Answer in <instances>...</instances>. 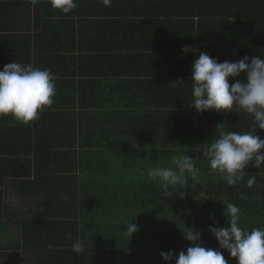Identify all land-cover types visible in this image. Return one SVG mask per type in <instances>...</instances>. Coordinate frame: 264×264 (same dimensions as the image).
<instances>
[{
    "label": "trees",
    "instance_id": "trees-1",
    "mask_svg": "<svg viewBox=\"0 0 264 264\" xmlns=\"http://www.w3.org/2000/svg\"><path fill=\"white\" fill-rule=\"evenodd\" d=\"M76 2V9L59 16L91 9V20L80 22V44L89 38L93 59L109 64L102 77L122 80L110 102L96 101L101 109L111 107L110 122L80 130V140H53V145L48 140L45 146L25 140L26 158L0 160V247L14 255L21 248L29 264H175L160 253L172 250L178 256L190 247L184 237L188 228L201 233L202 246L218 249L208 226L226 225L227 203L240 208L242 228L264 227V166L249 165L244 179L230 186L203 154L218 124L243 133L251 130L252 117L236 107L200 114L189 106L191 65L201 51L219 62L264 58V0H111L107 7L102 0ZM99 29L106 39L98 40ZM184 45L194 51L182 53ZM70 51L61 48L54 55ZM236 79L246 82L243 73ZM88 85L94 92L98 82ZM255 134L264 138V130ZM41 153L48 154L44 166L35 160ZM186 154L195 158L199 184L188 175L189 182L165 191L148 177L149 167H174L171 158ZM251 174L257 182L248 188ZM11 185L22 208L8 206ZM34 198H39L37 210L28 208ZM130 221L139 228L131 238L121 225ZM77 238L86 246L80 256L71 250ZM222 251L228 264H236Z\"/></svg>",
    "mask_w": 264,
    "mask_h": 264
},
{
    "label": "clouds",
    "instance_id": "clouds-1",
    "mask_svg": "<svg viewBox=\"0 0 264 264\" xmlns=\"http://www.w3.org/2000/svg\"><path fill=\"white\" fill-rule=\"evenodd\" d=\"M35 4L38 0H32ZM50 6L63 14H69L77 7L76 0H49ZM110 6L111 0H102ZM194 51L188 45L181 48L187 54ZM246 77L242 83L237 77ZM229 78L233 83L229 84ZM59 79L50 69L22 65L16 61L6 64L0 70V116H11L20 123L27 124L39 118V111L54 103L56 81ZM193 100L189 106L197 113L215 110L229 113L236 107L252 117L250 131L238 133L227 131L224 123L216 126L214 139L204 151L210 169L219 174L225 182L234 186L244 179V170L251 165L255 169L264 166V138L256 135L257 129L264 130V58L245 55L238 61L224 60L209 56L201 51L191 65ZM182 83V82H181ZM195 158L189 155L173 156L174 167H149L147 175L159 181L165 191L184 185L187 176L194 184H199V174ZM256 176L251 174L247 187L256 184ZM67 200V195L64 196ZM223 215L227 218L224 227L208 226V231L218 243V249L202 246L201 233L188 228L184 237L191 246L178 256L172 251L161 252L164 261L175 260V264H228L222 250H226L236 264H264V227L250 231L240 226L241 210L233 203H227ZM215 221V216L210 215ZM133 221V220H132ZM128 222L122 233L131 236L139 231L138 225ZM69 238H71L69 236ZM77 256L86 251L85 241L77 238L71 245Z\"/></svg>",
    "mask_w": 264,
    "mask_h": 264
},
{
    "label": "crops",
    "instance_id": "crops-1",
    "mask_svg": "<svg viewBox=\"0 0 264 264\" xmlns=\"http://www.w3.org/2000/svg\"><path fill=\"white\" fill-rule=\"evenodd\" d=\"M91 12V9H84V15L59 16L62 13L53 9L49 0H38L35 4L32 0H0V70H3L4 65L16 61L25 66L31 64L34 67L50 69L59 77L56 81L54 103L38 110V119L24 124L11 116H0V160L26 158L25 140H30L32 146H35L36 142L45 146L48 140H52V145L53 140H80V130L90 132L92 123L102 125L110 122L111 116L107 113L111 112V107H107L106 111L107 109H101L96 101H109L108 97L115 95V87L117 88L122 80L113 75L102 77L109 64L101 58L93 59L89 38L80 44V22L91 20ZM97 32L98 40L106 39L107 35L104 36L102 29ZM61 48H69L71 51L64 56L54 55V51ZM100 50L105 52L103 48ZM90 73L97 77L91 78ZM126 79L133 80L129 77ZM91 80L98 82L94 92L88 85ZM92 102H95L97 107H92ZM92 114L97 115L92 118ZM59 128L71 130V133H54V130ZM73 130L78 131L74 134ZM83 132L81 140L85 138ZM52 150L54 151V147ZM47 156L48 154L44 153L36 155L38 166H44L42 162L46 161ZM31 158L34 159L33 152ZM31 166H34V162ZM15 191L18 193L17 188L11 185L8 189L9 195L12 193L8 196V206L22 208L21 204H17ZM31 202L32 205L28 208L34 206L37 210L39 198H34ZM6 239L15 242L16 237L7 236ZM18 239L20 240V236ZM7 247L10 250L11 246ZM16 251L18 253L14 255L0 247V264H12L17 260L21 264H27L28 255L21 253V248ZM11 254L16 256V259ZM3 255L6 258L2 259Z\"/></svg>",
    "mask_w": 264,
    "mask_h": 264
},
{
    "label": "rangeland",
    "instance_id": "rangeland-1",
    "mask_svg": "<svg viewBox=\"0 0 264 264\" xmlns=\"http://www.w3.org/2000/svg\"><path fill=\"white\" fill-rule=\"evenodd\" d=\"M30 261H31V258L27 257V264H29Z\"/></svg>",
    "mask_w": 264,
    "mask_h": 264
},
{
    "label": "built area",
    "instance_id": "built-area-1",
    "mask_svg": "<svg viewBox=\"0 0 264 264\" xmlns=\"http://www.w3.org/2000/svg\"><path fill=\"white\" fill-rule=\"evenodd\" d=\"M264 152V149H261Z\"/></svg>",
    "mask_w": 264,
    "mask_h": 264
}]
</instances>
